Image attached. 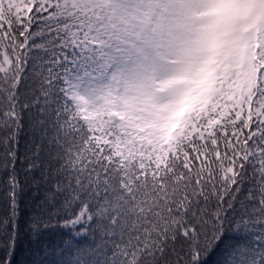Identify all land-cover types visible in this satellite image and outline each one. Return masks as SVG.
Instances as JSON below:
<instances>
[{
	"label": "snow or ice",
	"instance_id": "snow-or-ice-1",
	"mask_svg": "<svg viewBox=\"0 0 264 264\" xmlns=\"http://www.w3.org/2000/svg\"><path fill=\"white\" fill-rule=\"evenodd\" d=\"M0 264H264V0H0Z\"/></svg>",
	"mask_w": 264,
	"mask_h": 264
}]
</instances>
